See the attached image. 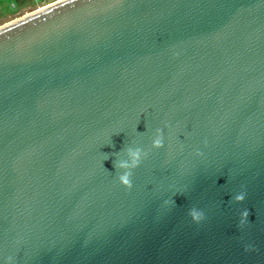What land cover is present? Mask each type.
I'll list each match as a JSON object with an SVG mask.
<instances>
[{
	"label": "water",
	"instance_id": "1",
	"mask_svg": "<svg viewBox=\"0 0 264 264\" xmlns=\"http://www.w3.org/2000/svg\"><path fill=\"white\" fill-rule=\"evenodd\" d=\"M128 147L148 153L131 189ZM9 257L264 264V0H63L0 26Z\"/></svg>",
	"mask_w": 264,
	"mask_h": 264
},
{
	"label": "clouds",
	"instance_id": "2",
	"mask_svg": "<svg viewBox=\"0 0 264 264\" xmlns=\"http://www.w3.org/2000/svg\"><path fill=\"white\" fill-rule=\"evenodd\" d=\"M164 146V138H163V131L161 129H157L155 136L152 140V148L160 149ZM198 156L202 155V153L197 152ZM148 153L144 151V149L140 147H128L125 151L126 158H122L119 160L114 161L115 169L120 170V174L118 175L119 183L124 186L126 189H131L133 187L132 184V175L133 170L140 166L143 159L147 157ZM247 197V192L241 191L236 194L232 199L235 203H242ZM165 205H174L175 200L172 199L171 201L166 200L164 201ZM250 213L248 209H244L240 212L239 218V227L243 228V226L248 222V217ZM188 216L192 220L193 223H200L205 219V213L203 210L198 209L196 207H192L188 211ZM245 251H248V247H245ZM7 264H12V258L9 257L7 260Z\"/></svg>",
	"mask_w": 264,
	"mask_h": 264
},
{
	"label": "rangeland",
	"instance_id": "3",
	"mask_svg": "<svg viewBox=\"0 0 264 264\" xmlns=\"http://www.w3.org/2000/svg\"><path fill=\"white\" fill-rule=\"evenodd\" d=\"M42 1L0 0V26L35 11Z\"/></svg>",
	"mask_w": 264,
	"mask_h": 264
},
{
	"label": "built area",
	"instance_id": "4",
	"mask_svg": "<svg viewBox=\"0 0 264 264\" xmlns=\"http://www.w3.org/2000/svg\"><path fill=\"white\" fill-rule=\"evenodd\" d=\"M33 1L34 2L42 1L40 4H37L35 6H37L38 8H43V7L49 6L51 4H54V3H57L63 0H33Z\"/></svg>",
	"mask_w": 264,
	"mask_h": 264
},
{
	"label": "bare ground",
	"instance_id": "5",
	"mask_svg": "<svg viewBox=\"0 0 264 264\" xmlns=\"http://www.w3.org/2000/svg\"><path fill=\"white\" fill-rule=\"evenodd\" d=\"M39 9H41V8H37L35 11H33V12H31V13H34V12H36V11H38ZM30 14V13H29ZM29 14H27V15H29ZM27 15H24V16H22V17H25V16H27ZM21 18V17H20ZM19 19V18H18Z\"/></svg>",
	"mask_w": 264,
	"mask_h": 264
},
{
	"label": "flooded vegetation",
	"instance_id": "6",
	"mask_svg": "<svg viewBox=\"0 0 264 264\" xmlns=\"http://www.w3.org/2000/svg\"><path fill=\"white\" fill-rule=\"evenodd\" d=\"M0 15H1V13H0ZM1 16H4V15H1Z\"/></svg>",
	"mask_w": 264,
	"mask_h": 264
}]
</instances>
